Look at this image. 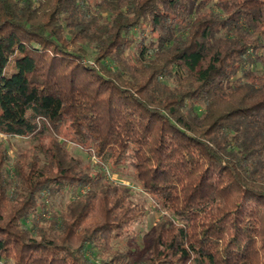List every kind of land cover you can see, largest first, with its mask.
Listing matches in <instances>:
<instances>
[{
    "label": "trees",
    "instance_id": "1",
    "mask_svg": "<svg viewBox=\"0 0 264 264\" xmlns=\"http://www.w3.org/2000/svg\"><path fill=\"white\" fill-rule=\"evenodd\" d=\"M0 133V264H264V0H0Z\"/></svg>",
    "mask_w": 264,
    "mask_h": 264
},
{
    "label": "rangeland",
    "instance_id": "2",
    "mask_svg": "<svg viewBox=\"0 0 264 264\" xmlns=\"http://www.w3.org/2000/svg\"><path fill=\"white\" fill-rule=\"evenodd\" d=\"M69 132H67L66 128L63 129L62 135L60 138L63 140L64 144L71 149L73 153L78 155L84 162V164H88L90 166H93L96 168L101 161V158L98 155H95L94 153H91L89 151L82 150L81 147L71 142L69 138ZM49 139V136L43 137L42 141L47 142ZM0 141H4L9 145L10 153L12 156L17 154L18 152L24 150L27 148L30 144V140L28 138H22V137H16V136H8L3 133H0ZM102 162V161H101ZM104 169H106L107 176L110 180L121 182L123 184L129 185L132 187L133 193L135 195L140 196L141 198L145 199L147 201L148 206L151 208L150 213L145 218V220L141 222H136L135 228L139 229L141 231H146L159 217L160 212L156 209H154V201L151 199L149 195L144 193L140 190L137 183L133 181L130 175H127L131 171V169H125L127 172H121L122 175L119 174V172L113 171L112 165L109 163L102 162ZM73 195L69 193H65L63 195H58L52 200V205L54 208H61L65 205V203L72 198Z\"/></svg>",
    "mask_w": 264,
    "mask_h": 264
}]
</instances>
